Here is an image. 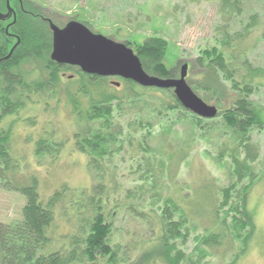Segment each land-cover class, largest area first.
<instances>
[{"label":"rangeland","instance_id":"374dc122","mask_svg":"<svg viewBox=\"0 0 264 264\" xmlns=\"http://www.w3.org/2000/svg\"><path fill=\"white\" fill-rule=\"evenodd\" d=\"M28 1L53 13L50 17L56 24H65L78 15L90 24L95 34L125 45L133 53L147 40L164 41L167 44L165 64L174 75L166 79L178 80L181 67L188 63L187 86L209 107L223 110L230 106L228 98L232 94L227 92V84L223 81L219 83L220 98L202 90L211 82V76L207 77L204 70L206 61L201 62L202 52L214 46L224 51L220 44L224 31L230 36L241 33L243 26L255 14L258 26L264 27L262 0L243 3L235 18L221 11L222 0ZM255 32L251 33L252 36L246 34L242 37L241 45L238 38L231 41L233 55L237 56L239 48L248 50L249 63L260 71V76L252 75L251 82L257 88L249 100L258 111L264 112V30L257 27ZM13 72L24 78L25 85L36 84L39 91L35 94L22 92L25 97L30 95V100L22 102L23 107L14 115L0 119V129L8 134L12 155L8 165L0 163V224L11 225L22 220L26 201L13 192L12 187L28 185L35 179L43 198H49L55 191L61 193L47 236L51 248H61V252L65 250L66 253L73 248L69 244L74 237L84 239L90 234V228L101 222L96 219L99 213L96 204L102 194L98 189L102 182L98 178L105 171L114 173L118 188L110 192L112 199L109 198L110 202L104 208L107 215L103 222L109 229L104 239L106 248L94 253L96 264H165L156 258V253L149 256L148 252L160 246V212L166 197L171 198L189 219L182 222L181 212L172 216L179 222L176 238L172 243L167 241L175 249L173 256L180 252L185 263L197 262L204 254L207 256L200 264H229L232 256L241 251L239 237L225 241L226 248L221 250L202 251L201 246V241L209 234L220 232L217 219L223 218L221 214L220 218L209 215L208 201L205 203L207 195L211 196L228 184L227 159L217 160V155L237 143L221 125L220 118L196 120L187 112L169 111L164 114L168 115L164 121L155 120L157 107H149L156 106L161 99L151 92L152 88L141 89L145 91L137 89L136 92L118 78H106L102 84L69 70L59 73L58 82L52 88L48 86L51 71L41 61L34 65L26 62ZM62 73L67 77L61 76ZM235 79L238 80L237 77ZM111 82H118L120 86L116 88ZM211 84L215 88V84ZM3 89L0 81V97ZM135 95L140 98L133 99ZM117 99L124 104L118 106ZM103 101H108L105 104L110 106L116 128L123 129V140L130 135L127 127L130 123L138 124L150 118L152 136L148 134L144 139L150 148L137 156L133 147L123 145V150H118L121 145L115 144L104 150V158L96 155L101 167L90 169L87 156L75 150L72 136L76 131L75 122L84 115L91 116L94 113L92 107ZM74 107L78 109V118L73 115ZM141 107L144 110L142 114L135 113L141 112ZM137 129L136 139L146 135L147 130ZM41 138L53 145L67 142L64 149L36 156L35 142ZM250 138L258 154L253 169L259 181L246 199L252 222L251 239L234 264H264V128L251 131ZM139 158L143 160L139 161ZM247 181L245 179L244 183ZM139 186L144 187L143 193H137L138 196L143 195L140 199L144 202L135 199L137 196L126 199L127 191ZM196 201L200 208L193 211L195 216L190 206H194ZM176 261L179 260H173V263L177 264Z\"/></svg>","mask_w":264,"mask_h":264},{"label":"trees","instance_id":"16d2710c","mask_svg":"<svg viewBox=\"0 0 264 264\" xmlns=\"http://www.w3.org/2000/svg\"><path fill=\"white\" fill-rule=\"evenodd\" d=\"M255 1L222 0L221 11L235 18L236 14L237 16L239 15L238 12H240L239 10L242 8L243 3ZM262 1L264 6V0ZM257 17L256 14L251 16L247 25L243 26L244 29L242 32L234 36H230L224 31L222 35L223 40L220 43L224 51L214 46L209 51L202 52L203 60H199L202 63L206 61L204 70H206L207 77L211 76V82H209L207 88L202 90L211 92L214 98H220L222 95L220 96L221 85L219 83L223 81L224 84H227V92L232 94V97L228 98V102H231V104L227 109L223 110L216 107L218 111L216 118H220L221 125L232 134V139H235L237 142L234 147L221 150L217 155V160L227 159L229 166L228 184L213 192L211 196L207 195L205 197V203L208 201L210 207L208 214L215 217L221 214L223 218L217 219V227L220 232L218 234L211 233L208 235L209 237L207 236V238L201 241L202 251L205 249L210 252L212 250L226 248L225 241L239 237L242 245L240 248L241 251L236 252L232 256V261L229 264H234L236 258H240L242 251L245 248L247 249L248 241L251 239L250 226L252 222L247 211L246 199L249 191L259 181V177L255 176L253 169L258 154L250 143V133L253 130L264 128L263 110L261 112L258 111L256 106L249 100L257 88L251 82V78L260 76L258 74L260 71L253 69L249 63L247 58L248 50L239 48L237 56L233 55L234 46L231 40L238 38L239 45H241V38L245 37L246 34L251 35L252 32L257 31V27L258 30H264V27L261 26L260 28L258 26ZM37 27V24H31V27L23 24L20 31L22 36L21 49L18 52L14 51L18 54H14L13 52L6 62L0 63V81L4 85L2 96L0 97V119L14 115L23 107L24 103L22 102L30 100V95L25 97L22 92L26 91L29 94H35V92L39 91L36 84L25 85L24 78L17 72H13L18 67L26 62L32 65L40 61L43 62L46 68L51 71L48 86L52 88L58 82L59 73L63 72V69L60 70L58 66L50 62L51 47H49V44L48 47L46 45L42 48L39 46V43H42V39H44V43L47 40L45 33H41ZM254 39L256 41V37ZM166 51L167 44L164 41L151 39L137 47L134 54L140 60L142 68L147 75L166 79L168 77H174L165 64L164 58ZM5 52V50L0 49V62L6 57ZM75 74L77 76H85L88 79L102 84L106 80V78L85 75L80 71ZM212 82L215 84V88H212ZM124 83L132 89H142L132 82L125 81ZM19 90L20 92L18 93ZM151 92L158 95L161 99L156 106L149 107L151 109L157 107V115L156 117L154 116L155 120L164 121L168 117V115L164 114L169 113V111L180 114L187 112L177 102L172 91L152 88ZM153 93L151 94L154 95ZM138 98H140L139 95L133 96V99ZM119 100L117 99L118 106L122 103ZM105 102L103 101L100 105L98 104L92 107L94 113L91 116L87 117L84 115L81 120L78 119L75 122L76 131L72 136L73 144L76 151L87 156L88 167L90 169L101 167V162L99 159L97 160L96 155L98 154L104 158V150L108 149V147H113L115 144L121 145L118 150H123L124 146H128L129 148L133 147L136 149L134 151L137 153V156L143 151L147 152L150 148L147 140H144L148 138V134L152 136L149 130L153 127L150 118L146 122L142 121L138 124L135 122L130 123L127 126L130 135L127 136L126 140H123V129L116 128V121L111 116L110 106H107ZM142 105H145V103H142ZM143 108L147 109L146 106ZM143 111L141 107V112L137 111L135 113L142 114ZM187 113L196 120L200 119L189 112ZM73 115H77L78 118V109L76 107H74ZM133 115L134 113L131 116ZM162 121H159V123ZM144 124L145 126H143ZM96 125H98V128L95 127ZM137 128H143L144 131L147 130L146 135L136 139L134 134H137V131H139ZM65 142L67 141L59 145H53L41 138L35 142V154L36 156L43 155L44 153L50 155L52 152H56L61 148L64 149ZM11 156L8 134L0 129V163L8 165L12 160ZM138 160L141 161L143 158H139ZM98 179L102 182L98 188L102 194H100L97 204L95 203L96 207L99 208L96 219L101 222L95 223L92 228L89 227L91 230L90 234L85 236L84 239L78 240L74 237L69 244L73 248L66 253L64 252L65 250L62 253L61 248L58 250L51 248L50 240L47 236V231L54 219V208L60 199V191H55L49 198L45 199L40 195L38 183L35 179L25 186L14 185L12 187L13 192L23 196L26 204L22 212V220L19 223L11 225L0 224V264H96V259H93L94 253L99 250L104 251V248H106L104 239L109 229L103 222L107 215L104 208L110 202L109 198L112 199L110 192L118 188L114 173L108 174V172L103 171ZM152 179L154 178L150 180ZM245 179H248L246 184L244 183ZM108 185L113 189L110 186L108 188ZM143 188V186H139L133 191H127L126 199H134L137 196L135 199L144 202L140 199L143 195L140 194L138 196L137 194L139 192L143 193ZM113 194H118V192H113ZM187 196H183V198ZM183 198H181V201ZM195 208H200L198 201H196L194 206H190L193 214ZM177 212L179 214L180 212L182 213V222L185 218L188 219L184 211L171 198L166 197L160 212V246L157 245L158 248L155 247L148 254L150 256L156 253V258L165 264H174L173 260H179L176 261L178 262L177 264H200L207 255L203 254L204 256L202 255V257L198 258L197 262L187 261L184 263V257H182L181 253L176 252L173 256L175 249L168 245L167 241H171L172 243L178 234L177 225L179 222L174 221L172 217Z\"/></svg>","mask_w":264,"mask_h":264},{"label":"water","instance_id":"95a60500","mask_svg":"<svg viewBox=\"0 0 264 264\" xmlns=\"http://www.w3.org/2000/svg\"><path fill=\"white\" fill-rule=\"evenodd\" d=\"M50 30L53 35L50 61L53 64L78 68L89 76L131 81L141 88L171 90L177 102L190 114L207 120L217 117V108L209 107L187 86L188 63L181 67L178 80L161 79L147 75L131 49L93 34L81 24L70 22L63 29L50 24ZM111 85L120 86L118 82H111Z\"/></svg>","mask_w":264,"mask_h":264},{"label":"flooded vegetation","instance_id":"af4514ba","mask_svg":"<svg viewBox=\"0 0 264 264\" xmlns=\"http://www.w3.org/2000/svg\"><path fill=\"white\" fill-rule=\"evenodd\" d=\"M80 5L82 6L81 1H80ZM51 15H53V13L47 11V9H42L38 5L28 0H0V49L6 51L5 52L6 57H4V59H2L0 63L6 62L14 51L18 52L21 49L22 36L20 31H21V26L23 24L28 25L29 27H31V24L32 25L37 24L38 30H40L41 33H45V38L47 40V42L44 43V39H42V43H39V46L41 48L45 45L48 47L49 44V47H51V51H52L53 35H52V31L50 30V24L54 25L59 29H63L68 23L76 22L84 26L91 33L95 34L93 30L90 28V24L84 19H80V16L78 15L74 16L71 19H68V21L65 22V24L54 23L51 20L50 17ZM11 50L12 53L10 54ZM16 52H14V54ZM55 65L59 66L57 64ZM59 68L60 70L63 69L62 70L63 72H67L70 70L76 73L79 71L78 68H74L70 66L60 65ZM61 76L67 77L64 73H62Z\"/></svg>","mask_w":264,"mask_h":264}]
</instances>
